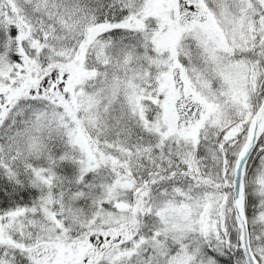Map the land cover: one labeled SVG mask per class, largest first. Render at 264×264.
<instances>
[{
  "label": "snow or ice",
  "instance_id": "1",
  "mask_svg": "<svg viewBox=\"0 0 264 264\" xmlns=\"http://www.w3.org/2000/svg\"><path fill=\"white\" fill-rule=\"evenodd\" d=\"M0 264H264V0H0Z\"/></svg>",
  "mask_w": 264,
  "mask_h": 264
}]
</instances>
